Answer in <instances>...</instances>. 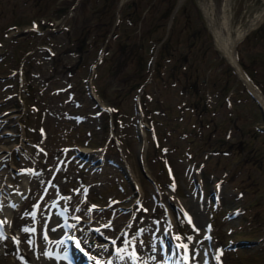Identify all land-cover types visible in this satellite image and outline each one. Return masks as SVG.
I'll return each mask as SVG.
<instances>
[{
    "label": "rangeland",
    "instance_id": "1",
    "mask_svg": "<svg viewBox=\"0 0 264 264\" xmlns=\"http://www.w3.org/2000/svg\"><path fill=\"white\" fill-rule=\"evenodd\" d=\"M175 1L0 0V197L8 218L0 264L44 257L40 230L53 197L94 253L114 247L116 264H158L169 212L190 250L185 264H264V122L216 44L204 3L230 43L260 19L264 0H182L172 18ZM235 50L263 93L264 16ZM72 146L89 154L82 167L69 159ZM45 183L34 232L32 203ZM174 193L203 215L179 216L169 204Z\"/></svg>",
    "mask_w": 264,
    "mask_h": 264
},
{
    "label": "bare ground",
    "instance_id": "2",
    "mask_svg": "<svg viewBox=\"0 0 264 264\" xmlns=\"http://www.w3.org/2000/svg\"><path fill=\"white\" fill-rule=\"evenodd\" d=\"M205 3V9L207 11V15H208V19L210 21V25L212 26V30L214 32V36H215V39H216V44L219 45V47L223 50V52L227 55V58H229L231 61H233L234 63V66L238 69V71H240V75L242 76L243 80L247 83V85L250 87L251 90H253L254 92H256V94H258V97H259V100L260 102L262 103V97L261 95L256 91L254 90L253 86L251 85L249 79L246 77V75L242 72V70L238 67V63H237V58H236V54H235V46H236V43L237 41L250 29V28H253L259 20H257V18H255L252 22H251V26L248 27V29L243 33L241 34L240 36L236 37L235 39H232L231 42H227V40L223 37V34L220 30V26L217 25L216 23V20H214L213 16L209 15V9H208V5L207 3L204 1ZM227 3H229L230 5V1L227 0ZM264 12V11H263ZM222 27V25H221ZM223 28V27H222ZM5 149V148H4ZM4 149L3 148H0V150H2V153H0V159L2 158L1 155L4 153ZM6 152V151H5ZM175 199V198H174ZM194 201H187L185 202L184 199L180 198V197H176V202H175V205L177 208H184L186 210L189 211V213L192 214V209L193 211L196 213L198 211V213H200V215H203L201 210H199V207L198 206H195L194 204ZM188 208H190L191 210H189ZM3 214L4 216L6 217V211H5V208H4V211H3ZM169 222L173 225L172 227H175V219L173 218L172 214L169 212ZM7 222H8V218H6ZM53 222L54 220H50V222ZM48 227L50 229V232H51V236L53 235L54 232H57V233H61L63 231V228L61 227H54L52 228L49 224H48ZM58 234V235H59ZM172 235H174L173 233H169V236L171 237ZM176 236V235H175ZM58 237V236H57ZM87 237V236H86ZM102 248L106 250H108L109 248H106L105 246H103ZM45 262H50L51 264H64V262L62 261H55L51 258H47V257H43L42 259H40V261H38L37 264H45ZM139 264H141V262H139Z\"/></svg>",
    "mask_w": 264,
    "mask_h": 264
},
{
    "label": "water",
    "instance_id": "3",
    "mask_svg": "<svg viewBox=\"0 0 264 264\" xmlns=\"http://www.w3.org/2000/svg\"><path fill=\"white\" fill-rule=\"evenodd\" d=\"M179 1L180 0H178V4H179ZM255 98V97H254ZM256 99V98H255ZM258 101V100H257ZM259 107H260V109L263 111V107H262V105L259 103Z\"/></svg>",
    "mask_w": 264,
    "mask_h": 264
},
{
    "label": "trees",
    "instance_id": "4",
    "mask_svg": "<svg viewBox=\"0 0 264 264\" xmlns=\"http://www.w3.org/2000/svg\"><path fill=\"white\" fill-rule=\"evenodd\" d=\"M173 6H174V4H173ZM173 6L171 7V10H172ZM180 8H181V7H180ZM171 10H170V12H171ZM178 11H179V9H178ZM170 12H169V14H170Z\"/></svg>",
    "mask_w": 264,
    "mask_h": 264
}]
</instances>
